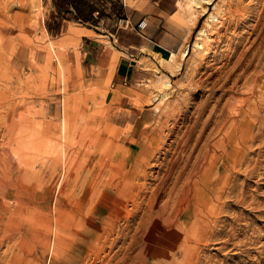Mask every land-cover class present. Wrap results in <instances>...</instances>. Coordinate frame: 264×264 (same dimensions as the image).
Here are the masks:
<instances>
[{"label": "rangeland", "instance_id": "1", "mask_svg": "<svg viewBox=\"0 0 264 264\" xmlns=\"http://www.w3.org/2000/svg\"><path fill=\"white\" fill-rule=\"evenodd\" d=\"M27 1L0 0V264H119L128 252L139 216L127 221L124 214L133 208L130 193L122 186L117 192L115 185L128 181L132 185L131 196L140 192L138 201L146 205L150 191L165 171L166 153L168 158L172 157L175 149H171L182 139L183 127L188 122L193 123V119L189 120L193 118V111L222 75L218 74L220 66L232 63L235 54L261 41L264 0L202 3L201 8H207L205 13L198 9L194 19L202 17L192 30L189 28L195 20L191 24L187 22L188 8L186 13H177L171 19L166 17L163 23L155 21V31L149 41L164 46L169 52L176 51L171 52L174 54L171 62L168 58L159 59L161 69L172 73L175 72L173 66L182 64L167 89L162 88L166 75L144 59L137 62L140 80L125 87L112 85L113 66L106 73L95 71L96 68L86 73L84 65L82 74L81 33L63 46L59 58L61 66L53 60L44 64L40 57L48 40L60 41L70 24L74 28L84 25L64 20L59 32L50 34L45 24L51 25V0H37L34 11L40 18L26 7ZM105 9L107 17L99 20L96 31L105 30L113 37L122 29V4L119 0H107ZM212 13L218 22L212 24L213 32L208 31L213 42L210 51L195 49L197 33L206 26ZM36 22L41 23L39 28ZM185 47L187 56L180 60ZM147 52L145 49L142 53ZM240 86L241 83L238 89ZM219 95L217 92L213 98ZM211 105L203 111L200 124L208 117ZM261 116L264 118V113ZM63 117L66 126L67 122L74 126L71 132L65 130L64 139L60 131ZM254 128V144L249 153L246 152L250 159H245L250 162L247 173L237 170L238 177L235 174L224 180L223 183L228 180L227 187L219 188V193H223L221 201L226 204L212 218L214 222L217 220L212 231L214 236L208 232L201 234L203 230L199 232V237L203 238L190 241L189 253L184 259L186 264H264V125L257 124ZM196 129L190 142L182 145L190 164L185 162L186 153L183 161L189 165L193 160L200 163L198 149H190L194 148L198 136L199 128ZM208 133L209 130L205 135ZM217 138L220 137L209 138L210 151L213 149L211 139L215 142ZM191 141H194L192 145ZM234 146L235 139L230 148ZM215 149L216 155L223 150ZM60 152L67 158L66 166ZM90 183L95 185V196L88 200L85 190ZM198 189L204 190L201 186ZM163 198L164 203L167 198ZM114 202L119 203L121 209L115 207ZM112 206L119 214H112L109 209ZM127 222L131 226L128 229ZM122 229L125 230L122 232ZM33 235L41 238V244H34L36 251L30 249ZM177 257L180 260L181 253Z\"/></svg>", "mask_w": 264, "mask_h": 264}, {"label": "bare ground", "instance_id": "2", "mask_svg": "<svg viewBox=\"0 0 264 264\" xmlns=\"http://www.w3.org/2000/svg\"><path fill=\"white\" fill-rule=\"evenodd\" d=\"M185 1L187 3L186 5L188 8V13H189L188 15L189 17L187 18V22L189 24H191L193 20H195L194 18H196L195 17L196 12L198 11V9L201 8L202 3L205 5H211L212 3V0H185ZM36 3H37V0H29V2L27 1L26 7L27 8L29 7V9H33L32 12L35 13L34 10L36 9ZM205 8L204 9L201 8L202 13H205V10H206ZM34 15L36 17L39 16L38 18H40V15L36 13ZM207 19H208V22L206 23V26L200 29L197 33L196 40L193 43L194 44L193 47L195 49L203 50V51H210L209 48L211 44H213V42H211V39L209 37L210 35H208V31L212 29L211 26L213 23L218 22V19H217V16L213 15V13L210 14ZM39 22H40V19H39ZM38 25H41V23L38 24L36 22L35 26L37 27ZM81 28L83 27L79 26L78 28H74V26H71L70 24V26H68L64 30L62 38L60 37L61 38L60 41L55 42L53 40L52 41L48 40L46 48L43 51L44 55L40 57L41 62H43L44 64H50V61L53 60L57 62V64L59 65V62H60L59 58H61L62 56L63 46H66V44L69 43L68 41H71L74 38H76L77 34L80 33ZM42 31L48 37L44 28ZM210 31H209V34H210ZM211 34L213 35V33ZM254 40H256V38ZM258 41L256 43L253 42L252 46L250 45L251 47L250 46L249 48L246 47V50L240 51L241 53L235 54L237 56H235L234 59H232V63L228 62L227 65H222L223 67L220 66L221 71L218 70L220 71L218 72V74H222V75H219L217 82L211 85L213 87L208 92L209 95L206 98L203 97L204 99H202V103L200 102L199 106L195 108V110L193 109L194 110L193 118H190L191 116L189 115L190 116L189 120L193 119L192 121L193 123L189 124L190 122H188L189 125L186 123V127H183L182 139L179 141V143L176 144V147L175 146L173 147L172 145L173 148L171 150L175 149L172 157L168 158L169 154L166 153L165 159H164L166 161V163L164 164L165 171L162 172L163 175L161 174L158 184L152 189V191H150V196L149 198H147L146 205L145 206L142 205L143 201L142 202L138 201V200H141L140 199L141 194H139L140 192H138L136 196L134 195L131 196L132 185L128 183V181L126 182L124 181L123 183L119 182L118 186L115 185V190L117 192L119 191L118 188L122 186V189L130 193L129 198L133 205L132 210L130 212H127V211L122 212L120 210L122 213L125 212L124 215L128 217L127 221L129 219L133 220L135 217L139 216V222L137 224V227L134 228L135 233L131 237L129 245L127 247L128 252L124 254L119 264H135V262H138V261H140V264H149V263L150 264H186V262H184V259L187 257L189 253L188 249L190 248L189 247L190 241L191 240L196 241L200 239V237L202 239L203 237L202 236L199 237L198 235V233L201 232L202 230L203 231L201 232V234L203 232H208L209 234H212L213 229H215L216 227L215 222H217V220H215L214 222L212 218H214L216 213L219 214L222 211L223 205L226 204V203L223 204L225 201H221V199L223 198V193L222 192H220L221 194L219 193V188H222L224 186L225 188L227 187L226 184L228 180L225 181V183H223L225 179H229L230 177L233 178L235 174L238 177L239 174H237V170L239 171L243 170L241 172L247 173V170L250 166L249 165L250 162L245 161L247 157H248L247 160L249 159V156H247L246 152L249 153V149H251L252 144H254L253 141H254V138L256 137L253 134V128L256 127L257 124L262 125V126L264 125V118H262L261 116V114L264 113V33H263V37L261 38V41L260 42ZM239 45H237V48H239L238 47ZM186 51H187V47H185L183 52L181 53L180 60L184 59L187 56ZM173 58H174V54L170 53V55L168 56V61L171 62ZM173 67H175V72L179 71L180 63H177L176 66H173ZM225 69L226 71H224ZM236 71L238 72V74L236 73V76L234 75L232 78L233 73ZM175 72H172L171 74H174ZM208 76L206 78H208ZM228 82H230L229 84L230 86H227ZM240 83H241V86L238 89ZM206 84L208 83L206 82ZM169 87H170V81L168 80V78H165L164 82L162 83V88L167 89ZM206 87L208 88V86ZM198 89H200V87ZM201 90H199V92H201ZM217 92L220 93V95L215 99L213 97ZM163 96H165V94ZM225 98H228V99L225 100ZM213 99L215 100L213 101L212 105L210 104L211 105V107L209 108L210 111L209 112L207 111L208 113L206 112L208 114V117L202 124H200V118L203 115V111L205 110L206 107L210 106L209 103ZM64 118L65 117L60 118L61 119L60 120V123H61L60 131L62 134L61 138L63 137L62 139H64L65 130H68V132L69 131L71 132L72 128L74 127V126L72 127V125L69 122H67L68 125L66 126V122ZM69 120H71V118ZM195 128H197L196 130H198L199 128L198 136L196 137L195 144H193L194 148H190V149L191 150L198 149L197 152L199 156L198 158H200L199 160L200 163L194 162L193 160L192 165H189L190 157L188 156L187 152H184L183 146H186V144L190 142V139L194 137V136L192 137V134ZM208 130H209L208 134H211L212 138L214 137L216 138L218 136L220 137L219 139L217 138V140L214 139L215 142L213 141V139H211L212 141L211 146L213 148L211 149V151L209 150L210 149L209 148L210 146L209 138L211 137L208 134L205 135ZM262 131L263 130L261 129V132ZM234 139H235L236 146H234V148L231 149L230 145ZM193 142L194 141H191V145ZM215 148H218L217 150L219 151L221 149L223 150H221V153H219V155H216V153H214L216 150ZM226 149H230V150L226 151ZM238 149H240V151H238ZM184 153H186V157L188 156L186 161L185 160L184 161L188 162L189 164L183 161V158L184 159L186 158L183 156ZM189 155H191L190 152H189ZM224 156H226V160L224 159ZM63 158H64L63 165L66 166L67 158L64 153H63ZM193 158H195V156ZM204 161L206 162V164H203ZM159 167L161 166L159 165ZM249 170L252 171V169H249ZM131 172H128V174L130 173L131 175ZM231 173H232V176H231ZM248 174H249V171H248ZM113 177H114V174H113ZM169 180H170V183L168 184ZM180 181L182 182L180 185H178ZM94 186H95L94 183L92 184L90 183V186L88 187V189L86 188L87 190H85L86 196H88V200H91V198L93 199V197L95 196ZM200 186L204 188L203 191L198 189V187ZM198 190L201 191L200 196L202 198L201 197L200 198L202 201L199 198ZM224 190L226 191V189ZM124 194L127 195L126 193ZM164 196H166L167 199L163 203L161 202V200ZM160 202L163 204H160ZM214 202H217V203H214ZM114 204H115V207H117L118 209H121L122 206L119 203L114 202ZM107 205L108 204H106V208L108 209ZM202 206L204 207V209L202 208ZM112 207L109 208L112 214L114 215L119 214V212H116L115 207L113 208ZM79 212H81V210H79ZM128 222L126 225V229L131 227L129 226ZM103 223L105 222L103 221ZM124 230L125 229H122V232ZM208 237H209L208 239H210V236ZM40 239L41 238H37V235H33L31 239L32 243H30V249L33 248L36 251L37 247L34 244L37 243V246H38V243L41 244V242L39 241ZM158 244H160V246L158 247L160 251L159 249L157 250L155 249L156 245ZM41 246L43 247V245ZM52 250H53V247H52ZM179 253H181L180 260H178V257H177ZM149 259H151L152 261L149 262Z\"/></svg>", "mask_w": 264, "mask_h": 264}, {"label": "crops", "instance_id": "3", "mask_svg": "<svg viewBox=\"0 0 264 264\" xmlns=\"http://www.w3.org/2000/svg\"><path fill=\"white\" fill-rule=\"evenodd\" d=\"M119 2L122 4V20L126 26L122 25V29H118L113 37L106 34L105 30L97 32V27L86 28L82 26L83 28L80 29V33L83 34L79 51L82 74L85 73L84 65L86 73L91 72L92 68H96L95 71L99 69L106 73L113 66L112 85L125 87L140 80L141 73L137 62L139 59H144L155 64L160 72L171 81L174 74L166 69H161L159 59L165 60L171 52L176 51L171 50L169 52L164 46L149 41V38L155 31V21L163 23L166 17L171 19L177 13H186V1L119 0ZM201 17L199 16L192 23V28L190 27L189 30L196 26L195 23L197 24ZM103 41L108 44L105 45ZM149 42L151 45H148ZM115 44L118 45L115 46ZM145 49L149 52L143 54ZM181 67L182 64L179 71Z\"/></svg>", "mask_w": 264, "mask_h": 264}, {"label": "trees", "instance_id": "4", "mask_svg": "<svg viewBox=\"0 0 264 264\" xmlns=\"http://www.w3.org/2000/svg\"><path fill=\"white\" fill-rule=\"evenodd\" d=\"M106 3L107 0H51V25L46 23V30L57 34L64 20L97 27L99 20L107 17Z\"/></svg>", "mask_w": 264, "mask_h": 264}, {"label": "built area", "instance_id": "5", "mask_svg": "<svg viewBox=\"0 0 264 264\" xmlns=\"http://www.w3.org/2000/svg\"><path fill=\"white\" fill-rule=\"evenodd\" d=\"M120 24H122L123 26H126V23H124L123 20H120Z\"/></svg>", "mask_w": 264, "mask_h": 264}]
</instances>
